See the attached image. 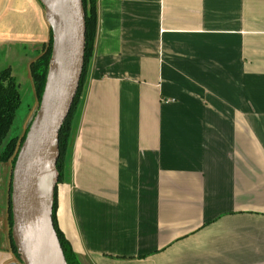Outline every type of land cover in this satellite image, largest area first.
Wrapping results in <instances>:
<instances>
[{
  "label": "crops",
  "instance_id": "0c3cea01",
  "mask_svg": "<svg viewBox=\"0 0 264 264\" xmlns=\"http://www.w3.org/2000/svg\"><path fill=\"white\" fill-rule=\"evenodd\" d=\"M97 12L57 185L73 250L83 264H264V0ZM50 29L39 0H0V66Z\"/></svg>",
  "mask_w": 264,
  "mask_h": 264
},
{
  "label": "water",
  "instance_id": "95a60500",
  "mask_svg": "<svg viewBox=\"0 0 264 264\" xmlns=\"http://www.w3.org/2000/svg\"><path fill=\"white\" fill-rule=\"evenodd\" d=\"M53 30V54L40 108L31 117L12 178L13 241L23 264H68L53 221L58 183L59 133L80 87L85 66L83 0H39ZM17 264V263H10Z\"/></svg>",
  "mask_w": 264,
  "mask_h": 264
},
{
  "label": "rangeland",
  "instance_id": "374dc122",
  "mask_svg": "<svg viewBox=\"0 0 264 264\" xmlns=\"http://www.w3.org/2000/svg\"><path fill=\"white\" fill-rule=\"evenodd\" d=\"M44 13L47 14L46 9L42 5ZM46 34V35H45ZM48 33L41 31L37 39L31 40L30 42H24L18 47H11L9 51V63L5 62V66H0V70L9 68L11 78H13L16 85V91L19 93V104L15 110L13 123L10 126V130L6 138L4 139L0 152L3 150L5 145L13 138H19V143L22 144L23 136L27 133L28 125L32 116L40 108L41 96L38 85L41 83L39 78L34 75L33 65L39 63V59L48 50ZM54 39V38H53ZM54 41V40H53ZM53 54V53H52ZM52 60V59H51ZM50 60V61H51ZM4 64V63H3ZM9 64V65H8ZM7 65V66H6ZM50 69V67H49ZM38 73V71H37ZM75 115L73 117V114ZM77 110H73L71 116L67 120L66 130H68L70 123L72 124V138L76 123L79 118ZM73 117V119H72ZM71 137V136H70ZM72 140L70 138L67 147V154H70L72 146ZM21 148V147H20ZM59 151V150H58ZM65 151V150H64ZM64 151L62 153H64ZM60 157L58 154L55 168L57 169V162ZM67 157V156H66ZM13 158L9 161L0 162V247L6 244V241L10 244L11 239L9 230L13 228V214H12V178H13ZM53 192L50 196H53ZM58 235V234H57ZM13 237V235H12ZM18 254V251H15ZM80 264H83L78 256ZM20 264H23L22 258H20Z\"/></svg>",
  "mask_w": 264,
  "mask_h": 264
},
{
  "label": "trees",
  "instance_id": "16d2710c",
  "mask_svg": "<svg viewBox=\"0 0 264 264\" xmlns=\"http://www.w3.org/2000/svg\"><path fill=\"white\" fill-rule=\"evenodd\" d=\"M84 8L86 12V52H85V66L83 71V76L81 79L80 87L77 92L75 101L73 103V106L71 108V111L64 122L62 129L59 133V152L60 157L57 162V170L59 174L58 183L63 181V171L65 168V159L67 154V145L71 138L72 140V124L70 123V126L68 130L65 132L67 120L71 116V113L73 110H77L80 103V97L84 86L85 81V75L88 70L89 61L93 55L94 47H95V39H96V33H97V24H98V12H97V0H83ZM48 50L46 53L42 55V57L39 59V63H36L33 65L34 69V75L36 74V77L39 78L40 84L38 85L39 91L41 94H43L47 75L49 72L50 67V60L52 59V53H53V31L50 29V36L48 39ZM38 71V73H37ZM42 97V96H41ZM19 93L16 91V85L14 83L13 78H11L10 75V69L7 67L5 69L0 70V147L6 138V136L9 133L10 126L13 123L15 110L18 107L19 104ZM75 115V112L73 114V117ZM72 117V119H73ZM28 131V129H27ZM27 134V133H26ZM25 136H23L22 141H24ZM71 136V137H70ZM22 144L19 143V138H13L11 139L3 148V150L0 152V162L1 161H9L13 158V166L15 165L18 152L20 150ZM65 150V151H64ZM64 151V153H62ZM57 183V185H58ZM53 221L55 225L56 232L58 234L60 243L62 245L65 258L67 260L68 264H80V261L78 259V254L73 250L71 243L66 238L63 231L60 229L58 220H57V210H58V196H57V186L54 189L53 193ZM9 235L11 239V245L15 251H17V248L14 244L13 237H12V230H9Z\"/></svg>",
  "mask_w": 264,
  "mask_h": 264
},
{
  "label": "bare ground",
  "instance_id": "6f19581e",
  "mask_svg": "<svg viewBox=\"0 0 264 264\" xmlns=\"http://www.w3.org/2000/svg\"><path fill=\"white\" fill-rule=\"evenodd\" d=\"M55 1V0H54ZM49 263L50 264H54V260H53V257L51 255V253L49 254Z\"/></svg>",
  "mask_w": 264,
  "mask_h": 264
}]
</instances>
